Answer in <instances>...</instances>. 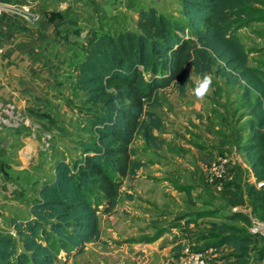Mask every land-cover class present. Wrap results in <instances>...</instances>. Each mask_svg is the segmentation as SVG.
Instances as JSON below:
<instances>
[{"label": "trees", "instance_id": "16d2710c", "mask_svg": "<svg viewBox=\"0 0 264 264\" xmlns=\"http://www.w3.org/2000/svg\"><path fill=\"white\" fill-rule=\"evenodd\" d=\"M178 2L180 18L143 6L134 27L95 31L80 44L83 59L73 65V86L85 95L82 129L87 139L78 158L56 162L54 180L39 188L31 217L11 220L15 234L0 229V264H65L62 248L78 254L87 242L99 239V213L114 211L124 180H132L145 163L136 155L135 140L158 144L154 131L163 128L153 111L158 91L171 86L183 94L192 84V72L220 74L229 84L244 85L251 118L242 153L255 179L264 180V71L249 65L239 35L251 22L264 21L263 0ZM239 164L229 169L219 194L230 207L249 199L254 213L229 212L227 221L211 222L217 231L211 245L227 253L209 264H264V237L248 229L250 216L264 221V187L249 183L245 193ZM176 187L192 199L189 187ZM237 220L243 225L229 223Z\"/></svg>", "mask_w": 264, "mask_h": 264}, {"label": "crops", "instance_id": "0c3cea01", "mask_svg": "<svg viewBox=\"0 0 264 264\" xmlns=\"http://www.w3.org/2000/svg\"><path fill=\"white\" fill-rule=\"evenodd\" d=\"M176 1L179 4L178 0ZM25 4L29 5L36 14L32 20L23 18L15 11L5 10L7 7L14 8ZM150 5L165 13L164 5L161 6L159 1L145 4L139 0H0V44L3 47V53L0 54L1 230L14 229L11 224L14 218L31 217L32 202L38 199V190L41 185L54 180L55 164L58 160L73 161L80 156L81 143L85 142L88 136V133L82 129L85 124L83 115L86 114L82 107L85 95L73 86V65L83 59L80 44L95 31L112 33L115 30L134 27L137 9ZM257 67L264 71L261 65ZM196 76L197 74L191 73L192 79ZM238 84L244 90V85ZM191 87L192 84L183 94L178 93L171 86L158 91L159 103L153 107V111L163 119L160 114L163 109L168 115L166 119L170 121V127L154 131V135L158 137V140L161 136L165 139L167 152L178 157L194 153L195 160L204 166L202 150H205V146L214 147L217 143L213 139L208 145L207 141L203 140L213 137V130L217 129L219 124L214 122L215 118L208 113V108L203 109L206 106L205 98L201 101L183 98ZM171 89L176 97L168 99L167 103L163 104L162 95ZM250 96L254 100L256 94L251 92ZM187 118L188 121H186ZM250 118L249 114L248 119ZM179 121L182 123L179 128L184 126L182 129H185L187 134L177 130L178 127L175 124ZM233 122L237 124L235 119ZM235 131V129L230 130L232 139L236 138L237 131ZM197 134L202 135L199 138ZM246 134L249 138V128ZM188 137L193 139L196 137L200 141L189 140ZM138 139L140 145L144 144L141 138ZM158 145L149 144V147L155 150ZM138 149L141 148L138 147L137 151ZM161 157L164 155L161 154ZM138 158L145 163L151 162L149 157L138 156ZM239 163L244 171H248V180L253 183L255 177L243 153ZM143 167L144 165L137 170L136 178L140 177ZM196 170L198 171L196 178L204 182L205 174H202L199 167L195 168V172ZM165 173L169 176L154 178L155 183L153 182L150 189L155 192L157 185L163 182L168 184L170 194L163 196L167 197L166 199L158 200L157 198L153 205L174 217L186 214L188 205L182 208L181 200L174 198L175 194L181 195L185 192L176 186L189 187L191 196L195 186L188 182L189 178H186L184 182L181 181L183 176L180 168H173ZM34 177L37 180H34ZM123 184L122 194L118 198L114 211L107 214L106 227L99 225V240H105L102 244H106V239L113 241L111 245V242H107L106 250L96 251V253L103 252L100 264H129V262L149 264L152 260H154L153 264H178L180 248L174 247L175 243L172 244L174 236L166 240L170 233L162 231L163 234L151 243L126 242L124 245H119L115 242L120 236L108 228L109 223L115 219V214L128 216L124 221H129L133 213L131 211L133 193L141 191L137 179L125 180ZM164 193L163 190L162 194ZM126 194L131 197H127ZM151 195L155 197L156 193ZM187 201L185 196V202ZM183 209L185 210L182 211ZM127 231L130 232V228H127ZM174 232L175 229L171 233ZM89 245L91 243H88L85 249ZM161 246H163L160 249L162 252L154 254L156 247ZM71 254L74 253L66 252L62 248L59 256L65 264H68L71 261ZM91 254L97 256L93 252ZM148 254L152 259L150 260L149 257L143 261ZM66 255H70L68 259H65Z\"/></svg>", "mask_w": 264, "mask_h": 264}, {"label": "rangeland", "instance_id": "374dc122", "mask_svg": "<svg viewBox=\"0 0 264 264\" xmlns=\"http://www.w3.org/2000/svg\"><path fill=\"white\" fill-rule=\"evenodd\" d=\"M158 1L161 6L164 5V11L165 13H169L168 15L170 17H179L178 10L180 9V6L176 0H139V2L145 4L153 2L158 3ZM262 9L264 12V0ZM100 20L101 18L98 19V23H100ZM117 31L119 30H115L114 32ZM239 35L247 50L250 52L249 64L255 66L261 65L262 67H264V21L251 22L245 29L239 31ZM215 68L216 65L214 66V69ZM212 78L215 81L216 86H212L209 93L204 97V103L206 106L203 107V109H209L208 113H211V115L215 118L214 122H217L219 126L217 129L213 130V137H211L210 139H205L203 141H207L208 145H210V141L214 139L217 145H215L214 147L212 145L207 147L205 146V150H202L204 152L203 155L207 154V150L229 152L228 148L231 147H236L237 153L241 155L243 146L242 144L248 141V134H246V131L248 128L247 122L250 111L249 102L243 98L244 90L239 84L227 83L226 78L220 74L214 73L212 74ZM162 97V101L164 104L167 103L168 99L176 96L173 94V91L171 89L170 91H165ZM183 98H190L194 99L195 101H201L202 99H204H197L192 94V87L187 90V94L183 96ZM163 104L162 107L164 106ZM161 108L159 110H161ZM160 114L164 119L163 124H165L163 130L164 128L168 129L170 127V121L166 119L168 118V115L163 109ZM233 119L237 121V124L233 122ZM186 121H188V118L186 119ZM181 124V121L175 124L177 125L176 127H178L177 130H180V132H184L185 134H187V132H185V129H182L184 126L182 128H179ZM232 129H235L237 131H235L237 133L235 139H232L230 135V130ZM196 132H198V130ZM201 135L197 134V137L200 138ZM188 138L189 140H195L196 142L200 141L196 137H194V139L192 137ZM158 144L159 145L155 147V150H153L152 147H149V144L144 143L140 145L139 139H136L133 145L135 148H141L138 149L136 153L137 156H141L143 158L149 157V160L151 162L144 163V167L142 168L141 174L139 175L140 177H134L132 179H137V181H139L138 187L141 191H135L133 193V206L131 208V211L133 213H131L129 221H124L128 216H120L119 214H115V219L109 223L110 227L108 228L117 232L120 236L119 239L117 238L118 241L115 242L119 245H124L126 242L151 243L160 234H163V232L167 234L170 233V236H167L166 240H170L171 236H174L171 241L172 244H176L174 247L179 246V248H181L183 244H187L192 248L198 250H206L211 248L212 251L210 253L209 260H216L218 262V258L223 256V253L226 254L227 251L222 252V249L216 250L211 245V242H213L211 234L217 232L212 228L211 222L227 221V219L224 218L226 216L224 214L235 212L232 209L233 207L227 205V203L221 198L218 189H212L215 187H212L209 184L212 187L211 188L208 183L205 182V179H203L205 182L204 183L202 180L196 178L198 171L196 170L195 172V168L199 167L202 174L204 175V166L201 162L195 160L196 157H194V153L189 155L184 154L183 157H178L176 155L174 156L171 152H167L165 150L166 142L162 136L158 140ZM161 154H163L164 157H161ZM173 168L181 169L183 176V178H181L182 182L186 181V178H189L188 182L195 186L194 190L192 191L191 200L188 199L186 193H184L185 195H174V198H177L179 201L181 200L180 207L185 208L186 204L188 205L186 207V210H188V212L177 217L165 213V210L161 211L156 208L155 204L153 205V202L156 201L157 198L158 200L166 199L167 197L163 196H167L166 194H170L168 184H165L163 182L161 184L159 183L160 185H157L155 192L151 191L152 189H150V186H152L153 182L155 183L154 178L158 176L162 177L163 175L169 176L165 172ZM160 172H162V175L160 174ZM242 175L244 179V181L242 182V188L244 189L245 193H247V185L250 183V181L248 180L249 175L246 171H244ZM34 180H37V178L34 177ZM163 190L165 192L164 195L162 194ZM151 193H156L155 197H153ZM185 196L188 200L187 203L185 202ZM175 204L179 205L178 202H175ZM239 208H241V210H244V213H247V216L250 213H254L249 199H247V202L244 206H241ZM184 210L185 209H183L182 211ZM161 212H163L164 214ZM106 221L107 214L99 213V225L102 224L105 225L104 227H106ZM229 223H234L240 226L243 225V223L239 222L238 220L229 221ZM128 224L130 225L128 226ZM127 228H130V232L127 231ZM173 229H175V232L171 233ZM106 240V244H102L105 243V240L103 239H97L87 242L85 244V247L88 245V243H91L92 246L89 245L87 249H85L84 247V250L78 254H71V261L68 264H100V261L102 260L101 253L103 252L96 253V251H101L102 249L103 251L106 250L105 247H108L107 242H111L110 245L113 244V241H110L112 239ZM162 248L163 246L156 247V249L154 248V254H160L162 252V250L160 249ZM91 252L97 254V256H92ZM69 256L70 255H66L65 259L67 257L69 258ZM149 257L151 260V255L148 254L143 261H145ZM153 263L154 260H152L149 264ZM129 264H131V262H129ZM217 264L223 263L220 262Z\"/></svg>", "mask_w": 264, "mask_h": 264}, {"label": "built area", "instance_id": "2783aa9c", "mask_svg": "<svg viewBox=\"0 0 264 264\" xmlns=\"http://www.w3.org/2000/svg\"><path fill=\"white\" fill-rule=\"evenodd\" d=\"M7 11H15L23 18L27 20H32L35 17L34 11L27 4L22 6H17L14 8L7 7ZM3 53V47L0 44V54ZM227 151L210 150L204 155V174L205 180L216 189L221 187L222 182L229 177V169L236 163L240 162L241 155L237 153L236 147L228 148ZM257 188L264 187V180L253 181ZM234 211H243L239 207H233ZM251 224L249 226V232L256 238L264 237V221L259 220L254 216H250ZM11 234H15L14 229L7 231ZM212 249L198 250L192 248L187 244H183L179 249V262L178 264H209V257Z\"/></svg>", "mask_w": 264, "mask_h": 264}, {"label": "clouds", "instance_id": "9594fccd", "mask_svg": "<svg viewBox=\"0 0 264 264\" xmlns=\"http://www.w3.org/2000/svg\"><path fill=\"white\" fill-rule=\"evenodd\" d=\"M212 75L204 72L192 79V94L197 99L204 98L212 87Z\"/></svg>", "mask_w": 264, "mask_h": 264}]
</instances>
